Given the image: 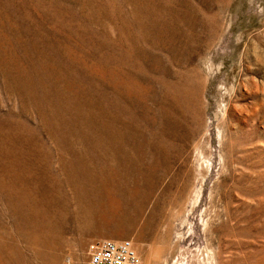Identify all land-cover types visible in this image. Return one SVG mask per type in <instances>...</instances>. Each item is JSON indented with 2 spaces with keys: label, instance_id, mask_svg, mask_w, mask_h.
<instances>
[{
  "label": "rangeland",
  "instance_id": "1",
  "mask_svg": "<svg viewBox=\"0 0 264 264\" xmlns=\"http://www.w3.org/2000/svg\"><path fill=\"white\" fill-rule=\"evenodd\" d=\"M126 239L264 264V0H0V264Z\"/></svg>",
  "mask_w": 264,
  "mask_h": 264
},
{
  "label": "built area",
  "instance_id": "2",
  "mask_svg": "<svg viewBox=\"0 0 264 264\" xmlns=\"http://www.w3.org/2000/svg\"><path fill=\"white\" fill-rule=\"evenodd\" d=\"M86 264H141L131 240H104L93 243Z\"/></svg>",
  "mask_w": 264,
  "mask_h": 264
},
{
  "label": "bare ground",
  "instance_id": "3",
  "mask_svg": "<svg viewBox=\"0 0 264 264\" xmlns=\"http://www.w3.org/2000/svg\"><path fill=\"white\" fill-rule=\"evenodd\" d=\"M68 207V206H67ZM53 208V207H52ZM51 210V209H50ZM65 216V215H64ZM52 225V224H51ZM52 227V226H51ZM41 230H42V228H41ZM50 230H51V228H50ZM49 231V230H48ZM52 231V230H51ZM50 231V232H51ZM48 234V233H47ZM50 234H52L53 235V233H50ZM45 236V235H44ZM60 237V236H59ZM55 238V237H54ZM60 238H62V237H60ZM45 239V238H44ZM63 239V238H62ZM50 242V241H49ZM63 242V241H62ZM64 243V242H63ZM61 245V244H60ZM62 248V247H61ZM61 250V249H60ZM47 261V260H46Z\"/></svg>",
  "mask_w": 264,
  "mask_h": 264
}]
</instances>
